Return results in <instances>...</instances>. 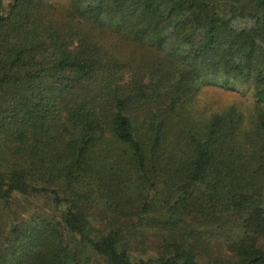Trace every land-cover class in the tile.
Returning a JSON list of instances; mask_svg holds the SVG:
<instances>
[{
  "label": "trees",
  "instance_id": "obj_1",
  "mask_svg": "<svg viewBox=\"0 0 264 264\" xmlns=\"http://www.w3.org/2000/svg\"><path fill=\"white\" fill-rule=\"evenodd\" d=\"M204 86L250 103L202 107ZM15 193L59 215L12 221L9 264H264V0H0ZM93 201L126 221L92 237Z\"/></svg>",
  "mask_w": 264,
  "mask_h": 264
},
{
  "label": "rangeland",
  "instance_id": "obj_2",
  "mask_svg": "<svg viewBox=\"0 0 264 264\" xmlns=\"http://www.w3.org/2000/svg\"><path fill=\"white\" fill-rule=\"evenodd\" d=\"M199 99L202 107L208 109H216L227 104L237 102L238 104L250 103L248 93H241L238 90L223 89L217 86H204L201 89ZM80 206L86 213L92 223V237H97L104 234L114 225L122 223L125 219H117L110 214L104 213L101 203L93 201L85 204L80 202ZM38 214L59 215L51 197L48 194L42 195H21L15 193L8 204L0 201V264H9L7 258L8 252V231L12 221H26ZM128 251L137 257H154L157 253V248L152 238L139 237L131 243ZM92 264H102L101 260L93 256Z\"/></svg>",
  "mask_w": 264,
  "mask_h": 264
}]
</instances>
